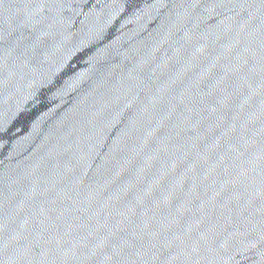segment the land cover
<instances>
[{"label": "water", "instance_id": "water-1", "mask_svg": "<svg viewBox=\"0 0 264 264\" xmlns=\"http://www.w3.org/2000/svg\"><path fill=\"white\" fill-rule=\"evenodd\" d=\"M0 264H264V0H0Z\"/></svg>", "mask_w": 264, "mask_h": 264}]
</instances>
